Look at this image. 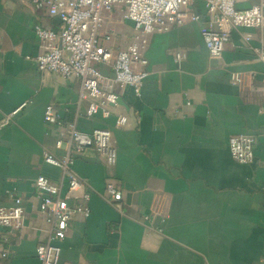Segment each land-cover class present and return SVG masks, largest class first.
I'll return each instance as SVG.
<instances>
[{"label": "crops", "instance_id": "1", "mask_svg": "<svg viewBox=\"0 0 264 264\" xmlns=\"http://www.w3.org/2000/svg\"><path fill=\"white\" fill-rule=\"evenodd\" d=\"M35 24L59 22L28 0H0V122L10 116L0 128V207L15 194L25 210L21 230L0 228V264H39L35 249L48 237L34 181L60 183L61 170L43 155L62 158L67 150L55 147L66 128L43 122L48 104L83 132L110 130L117 151L113 167L92 148L74 153L81 186L69 203L88 214L74 215L59 264H264V61L252 51L264 33L234 30L218 57L204 47L202 21L151 34L147 63L134 65L148 74L139 96L125 87L113 115L88 118L78 78L38 70ZM133 33L120 8L104 14L101 46L112 56ZM99 69L112 77L109 65ZM237 74L240 84L231 80ZM116 115L126 117L124 127L114 126ZM237 134L254 138L253 164L232 158L228 138ZM109 180L122 194L117 206L105 198Z\"/></svg>", "mask_w": 264, "mask_h": 264}, {"label": "built area", "instance_id": "2", "mask_svg": "<svg viewBox=\"0 0 264 264\" xmlns=\"http://www.w3.org/2000/svg\"><path fill=\"white\" fill-rule=\"evenodd\" d=\"M37 10H46L50 17L59 22L56 29L35 24L33 31L40 51L34 61L40 72H51L62 78L75 77L80 81L78 100L86 102L85 115L88 118L101 114L103 118L113 115V110L125 87L132 88L139 96L143 81L148 75L145 70H136L134 65H145L143 51L151 34L165 33L183 25L186 21L204 23L201 37L211 57H218L224 50L231 33L237 29H254L264 33V0L247 9H238L237 0H28ZM120 8L122 18L133 24L134 33L129 43L115 55L101 46L100 30L104 14ZM109 36L106 37L108 39ZM250 35H245V39ZM258 60L264 61V41L252 49ZM100 64L109 65L112 77L106 78L99 69ZM234 84H240L242 77L233 75ZM0 122V128L8 121ZM126 117L115 116L114 126L126 125ZM43 122L49 126H64L65 140L58 138L55 147L64 144L66 154L56 158L43 155V161L61 170V182L53 183L38 176L34 185L39 196V211L46 216L49 225L45 242L37 245L36 259L39 264H59L60 244L64 241L76 214L86 216L87 206L69 203L78 197L71 195L81 186V180L72 170L75 154L92 148L110 167L116 164L117 151L112 142L111 131L95 128L90 132L78 129L76 121L63 122L60 111L48 104L43 112ZM264 138V134H263ZM65 141V143L63 142ZM254 138L246 134L228 138V149L234 160L241 164L255 162ZM70 148L73 150L71 153ZM75 153V154H74ZM63 181L66 193L62 194ZM106 201L117 206L122 194L110 180L105 185ZM84 201L88 195L83 194ZM79 199V198H78ZM25 226V210L22 199L12 194V205L0 207V228L8 231L21 230ZM264 263V255L261 256Z\"/></svg>", "mask_w": 264, "mask_h": 264}]
</instances>
